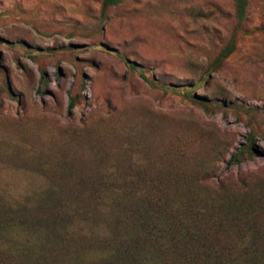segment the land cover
<instances>
[{
	"label": "rangeland",
	"instance_id": "rangeland-1",
	"mask_svg": "<svg viewBox=\"0 0 264 264\" xmlns=\"http://www.w3.org/2000/svg\"><path fill=\"white\" fill-rule=\"evenodd\" d=\"M129 171L170 180L150 197L187 202L224 262L264 264V0H0V216L59 182L89 213L54 249L2 222L0 264H178L110 254L121 226L85 204Z\"/></svg>",
	"mask_w": 264,
	"mask_h": 264
},
{
	"label": "trees",
	"instance_id": "trees-1",
	"mask_svg": "<svg viewBox=\"0 0 264 264\" xmlns=\"http://www.w3.org/2000/svg\"><path fill=\"white\" fill-rule=\"evenodd\" d=\"M121 1L103 0V3L105 5H114ZM69 107H72L71 101L69 102ZM243 150L244 147H240L237 153L229 157L228 163H239ZM245 150H250V148L246 147ZM162 176L159 174L157 178H144L139 171L137 173L129 171L128 174L123 173L119 176L110 174L108 180L111 184L108 186V190L111 193H121L123 196L116 194L112 197H106L108 202L102 207L100 206L101 204L94 202L95 199L101 197V190L99 188L92 189L96 193L93 204L86 203L85 205L90 209L101 208L105 214L112 215L111 219L115 222V226H121L119 229L120 235L115 237L116 240H110V242L105 240L110 246V254L125 256L126 253L130 252L124 247L130 245L129 243L135 242L141 246L135 253H141L143 257L145 256V259L163 260L162 255L168 256V258L173 259L178 264H191L201 259L205 264H208V253L213 254V263L228 264V261H223L224 250L217 246V242L213 243L212 247H207L206 238L208 234L197 213L189 207L187 202L179 201L165 205L161 199H152L150 197L153 193H165L163 192L164 185L168 182L171 183L170 180L164 179ZM105 180L106 178L101 183H105ZM63 184V182H59L58 185L49 184L41 194L35 195L33 198L30 197L29 203L18 201V203L14 202V206L10 205L12 208H3L0 224L4 222L6 225H22L24 228L33 229L42 234L45 238L51 237L56 242H49V244H53L49 249H54L55 246H60V244L65 247L67 242L74 240V236L62 234L63 228H67V223L72 217H83L86 220L89 217V213L84 206L78 204L83 200L82 196L86 197V195L80 194L81 200L77 201L76 199L81 190L75 192L78 194H68L63 189L65 188ZM172 208L180 210L178 216L171 213ZM226 209L227 212L233 210L236 214H239L241 210V208L239 211L236 210V206L233 203L227 204ZM18 212L22 213V217L17 214ZM109 215L108 217H111ZM13 217L16 218V223L14 224L12 222ZM17 217L22 220L18 222ZM129 224H131L130 227L127 226ZM123 228L130 229L124 230ZM109 237L98 239L101 241ZM246 237L248 236L246 235ZM56 243L59 245H56ZM193 245L197 248L194 259L187 257L188 254L192 255ZM152 247L155 250H152ZM249 251L252 252L253 250L249 249ZM244 254L251 253H248L247 250ZM137 259L134 256L127 259V263L132 262V264H135L134 262ZM141 260H144V258ZM138 261L140 260L138 259Z\"/></svg>",
	"mask_w": 264,
	"mask_h": 264
}]
</instances>
